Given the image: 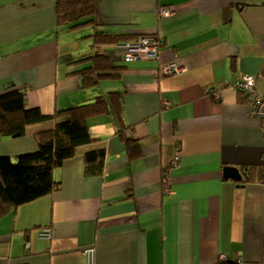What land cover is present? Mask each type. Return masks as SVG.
<instances>
[{
    "label": "crops",
    "instance_id": "obj_1",
    "mask_svg": "<svg viewBox=\"0 0 264 264\" xmlns=\"http://www.w3.org/2000/svg\"><path fill=\"white\" fill-rule=\"evenodd\" d=\"M54 2L0 0V92L25 86V105L45 115L98 95L107 108L86 118L91 141L55 170L57 188L0 217V264H87L90 248L93 264H264V123L234 88L249 73L264 95V0H98L94 29L164 38L157 60L130 62L95 45L91 25L58 27ZM93 52L120 69L85 85L77 72L90 62H69ZM171 61L183 69L160 73ZM53 124L0 135V156L34 151ZM96 149L102 172L88 174ZM229 165L241 180L223 177Z\"/></svg>",
    "mask_w": 264,
    "mask_h": 264
},
{
    "label": "trees",
    "instance_id": "obj_2",
    "mask_svg": "<svg viewBox=\"0 0 264 264\" xmlns=\"http://www.w3.org/2000/svg\"><path fill=\"white\" fill-rule=\"evenodd\" d=\"M97 1L55 0L56 25L61 29L65 27L76 31H79L84 25L93 27ZM94 27L90 36L93 37V42L97 46H118L127 42H139L141 37L149 36L153 37L159 53L165 43L164 38L157 34L146 33L134 36L133 34L110 33L94 29ZM122 61L127 62L124 60V52ZM79 62H90L77 72L85 85L96 83L102 78L114 77L120 69L108 55L103 53L81 54L72 58L69 64ZM25 89V86L9 85L0 92V135H22L26 133V127L29 124L46 120H53L54 124L51 128L34 133L37 140V148L34 151L19 154L14 159L0 156V217L17 206L49 194L57 188L59 181L55 178V170L62 165L64 160L76 154L77 147L91 141L86 118L107 108V100L103 95H98L93 101L72 105L45 115L37 107L25 105ZM108 96L120 117L119 93L110 92ZM135 146L136 143L127 141L130 156L139 155V150H136L137 146ZM103 159V149L87 151L84 156L85 172L88 174L101 173ZM244 179L248 180L246 177ZM167 182L168 172H164V186H167ZM241 263L237 257L225 256L219 257L215 262V264Z\"/></svg>",
    "mask_w": 264,
    "mask_h": 264
},
{
    "label": "built area",
    "instance_id": "obj_3",
    "mask_svg": "<svg viewBox=\"0 0 264 264\" xmlns=\"http://www.w3.org/2000/svg\"><path fill=\"white\" fill-rule=\"evenodd\" d=\"M164 5L159 7V15L167 16L171 15ZM117 47L121 48L124 52V60L130 62L138 58H151L153 60L158 59V48L155 45L153 37L144 36L141 37L139 42H127L119 44ZM183 68L176 62L171 61L159 66V72L162 74H172L181 71ZM234 88L245 96L251 116L261 119L264 123V96L261 95L256 89V77L253 74L241 72L235 79ZM26 90V89H25ZM217 98V94H214ZM177 159V158H176ZM42 237L49 236L48 228L43 229L40 232ZM87 260V264H93V250L87 249L84 252Z\"/></svg>",
    "mask_w": 264,
    "mask_h": 264
},
{
    "label": "water",
    "instance_id": "obj_4",
    "mask_svg": "<svg viewBox=\"0 0 264 264\" xmlns=\"http://www.w3.org/2000/svg\"><path fill=\"white\" fill-rule=\"evenodd\" d=\"M222 175L224 178H233L237 181L241 180L239 169L235 166H224Z\"/></svg>",
    "mask_w": 264,
    "mask_h": 264
}]
</instances>
